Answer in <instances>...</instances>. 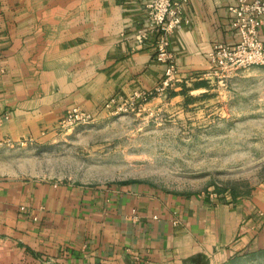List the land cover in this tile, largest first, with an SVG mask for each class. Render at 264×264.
Returning a JSON list of instances; mask_svg holds the SVG:
<instances>
[{
    "label": "crops",
    "instance_id": "0c3cea01",
    "mask_svg": "<svg viewBox=\"0 0 264 264\" xmlns=\"http://www.w3.org/2000/svg\"><path fill=\"white\" fill-rule=\"evenodd\" d=\"M145 1L0 0V150L49 141L69 109L99 115L161 80L152 45L134 41ZM235 3L190 0L170 42L180 84L203 80L213 45L237 42ZM2 175L0 264H228L264 248V189L210 197Z\"/></svg>",
    "mask_w": 264,
    "mask_h": 264
},
{
    "label": "rangeland",
    "instance_id": "374dc122",
    "mask_svg": "<svg viewBox=\"0 0 264 264\" xmlns=\"http://www.w3.org/2000/svg\"><path fill=\"white\" fill-rule=\"evenodd\" d=\"M199 83L102 111L46 142L3 148L2 176L90 186L134 181L217 197L264 189V68ZM228 264H264V248Z\"/></svg>",
    "mask_w": 264,
    "mask_h": 264
},
{
    "label": "built area",
    "instance_id": "2783aa9c",
    "mask_svg": "<svg viewBox=\"0 0 264 264\" xmlns=\"http://www.w3.org/2000/svg\"><path fill=\"white\" fill-rule=\"evenodd\" d=\"M190 0H146L142 28L134 35L136 45L149 42L153 60L164 66L161 80L149 90L134 91L128 97H110L103 106L105 112H119L127 107L140 106L174 90L181 83L177 62L170 48L171 37L189 25L185 9ZM238 35L234 45L215 44L207 53L208 73L203 78L252 67L264 68V41L260 27L264 21V0H236L229 8ZM264 35V31H263ZM94 115L73 107L58 122V130L90 123ZM210 197L216 195L210 194Z\"/></svg>",
    "mask_w": 264,
    "mask_h": 264
},
{
    "label": "trees",
    "instance_id": "16d2710c",
    "mask_svg": "<svg viewBox=\"0 0 264 264\" xmlns=\"http://www.w3.org/2000/svg\"><path fill=\"white\" fill-rule=\"evenodd\" d=\"M203 84V83H202ZM233 197H235L234 195H232Z\"/></svg>",
    "mask_w": 264,
    "mask_h": 264
}]
</instances>
